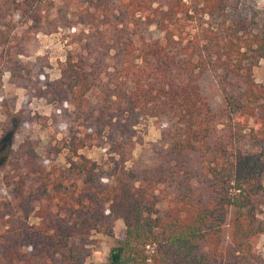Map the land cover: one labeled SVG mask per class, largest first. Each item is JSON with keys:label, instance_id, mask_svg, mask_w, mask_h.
<instances>
[{"label": "trees", "instance_id": "1", "mask_svg": "<svg viewBox=\"0 0 264 264\" xmlns=\"http://www.w3.org/2000/svg\"><path fill=\"white\" fill-rule=\"evenodd\" d=\"M238 4L0 0V76L28 79L17 56L29 30H67L78 45L48 89L49 125L72 126L65 167L47 170L26 136L12 149L22 118L5 111L15 125L0 135V264H89V232L110 233L114 217L124 236L105 264H264V85L252 73L264 16ZM147 118L159 137L133 157ZM91 145L110 171L78 152Z\"/></svg>", "mask_w": 264, "mask_h": 264}, {"label": "rangeland", "instance_id": "2", "mask_svg": "<svg viewBox=\"0 0 264 264\" xmlns=\"http://www.w3.org/2000/svg\"><path fill=\"white\" fill-rule=\"evenodd\" d=\"M237 12L247 17L256 14L264 16V0H239ZM13 23L16 33L21 34L26 24L17 19H13ZM67 33V30L60 28L49 33H33L29 30L25 51L17 56L18 69L24 77L29 73L28 79L19 83L20 79L16 76L10 77L6 67H3L0 76V135L6 132V129L9 130L8 126L15 125L12 119L6 117L5 111L19 110L22 118L20 129L23 130L15 132L11 129L7 134L5 133V136L13 131L9 143L12 149H15L26 136L47 170H61L67 165L66 158L69 156L63 145L72 126L68 129V126L61 124L59 130L54 132L49 125L50 120L46 119L51 110V103L48 101L50 83L59 76V70L66 55L69 52L78 51V45L69 42ZM252 73L254 80L264 85V58L259 59L252 68ZM135 129L137 142L132 152L133 157L146 148L149 142L159 137V131L153 125L152 118L143 120ZM78 152L95 161L97 166L104 171H110L113 167V160L104 151L103 145L85 146ZM128 163L124 165L127 166ZM3 172L4 170H0V198L5 196L7 190L2 179ZM110 182H112L111 178L108 180V183ZM262 210L263 213L258 215L261 218L264 217V205ZM29 220L31 221L32 218ZM105 231V228L100 226L91 230L87 236L89 251L86 261L89 264H105L109 247L124 236L122 220L114 217L110 223V233ZM225 240L226 237H224ZM255 248L264 257V232L257 237Z\"/></svg>", "mask_w": 264, "mask_h": 264}]
</instances>
